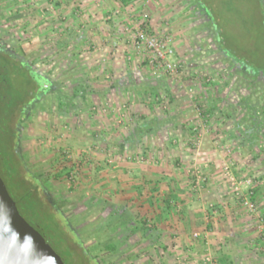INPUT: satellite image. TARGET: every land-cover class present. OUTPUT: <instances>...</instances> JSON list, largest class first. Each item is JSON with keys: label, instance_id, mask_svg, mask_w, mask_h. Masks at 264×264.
<instances>
[{"label": "rangeland", "instance_id": "1", "mask_svg": "<svg viewBox=\"0 0 264 264\" xmlns=\"http://www.w3.org/2000/svg\"><path fill=\"white\" fill-rule=\"evenodd\" d=\"M178 1L193 9L189 23L197 25L196 30H200L201 38H193V49L198 48L200 55L185 66L179 78L158 77L166 88H157L166 99L162 104L156 102V111L146 114L138 93L145 88L138 87L136 73L149 75L150 80L154 79L152 73L147 71L146 75L147 69L143 66L138 71L129 70L131 81L129 86H124L117 81L119 77H115L108 64L117 58L119 63H123V52L118 46L127 43L129 37L125 30L128 23L118 24L117 18L122 11L117 14V9L109 10L113 2L118 4V0H0L3 30L10 32L3 34V39L11 38L28 65L50 80L55 89L31 106L25 98L27 83L18 75L12 74L9 78L8 95L13 96L16 102L25 98L22 106L28 112L27 116L21 115L15 121L16 136L10 138L11 143L7 137H3V141L8 144L5 145L7 152L19 154L17 149H20L24 155L28 167L26 180L30 185L39 175L43 176L36 189L42 205L34 196L23 198L24 190L18 189L16 183L7 182L6 186L12 199L18 202L23 218L45 238L64 264H203L202 259L207 253L215 264L218 263L216 252L219 249H216L222 246L219 243L210 245L209 250L201 242L188 246L193 254L190 253L183 262L177 258L184 255V247L175 248L169 244L163 235L168 231L166 227H160L162 235L156 229V223L151 234L130 231L125 220L139 229L143 221L135 207L129 204V197L112 189L111 185L113 171L128 163L142 165L153 160L149 155L136 153L144 146L138 144L143 137L138 136L136 129L151 124L152 118L169 120L172 106L169 107L167 82L175 84V81V90L181 94V102L175 106H192L193 113L175 118L178 120L176 125L182 129L177 128L173 135L183 134L185 137L186 134L193 139V131L189 130H192V122H199L196 108L204 112L205 108L217 106L215 114L209 118L211 131L205 136L203 133V138L213 142L223 160L226 159L224 163L230 159L237 164V176L253 177L240 171L236 154L241 152L244 160L253 164L254 153L235 147L229 137L233 123L226 116L230 113L239 116L242 113L240 104L248 97L254 103L264 104V77L252 82L250 76L264 73V0ZM130 8L134 10V17L129 19V23L142 15L136 4L132 3ZM131 57L142 64L139 55L134 53ZM132 59L127 60L126 57L128 66L124 64L125 67L133 68L129 65ZM174 59H177L176 55ZM118 68L117 76H123L124 67ZM187 74L191 77H185ZM191 78L194 79L193 84L185 82ZM150 82L149 86L154 84L153 80ZM81 86L86 88V93L74 97L76 109L60 113V101L73 97L74 89ZM199 90L210 91V105L201 103L197 96ZM191 95L192 102L189 99ZM186 98L188 104L184 103ZM145 110L148 111L147 108ZM155 126L151 136L158 132V126ZM170 126H163L165 129L160 130L161 136L165 132L171 133L168 131ZM0 132H3V125H0ZM237 138L241 139L238 133ZM123 141L129 149L121 148ZM226 149L231 151L228 157H225ZM261 155L264 156V152ZM3 158L6 159L5 156ZM196 170L199 169L194 168L191 172ZM65 172L69 173L68 176ZM232 202L242 209L233 194ZM127 207V218L113 222L112 218H118V214ZM234 217L231 216L232 220L238 221ZM249 222L252 224L246 225L243 244L239 246L241 250L231 239L228 247L225 245L228 248L225 251L230 250L233 264H264V229L261 230L253 221ZM150 225L153 226L148 222L147 228L152 229ZM114 226L121 229L115 235L109 234ZM228 226L226 230L236 228V225Z\"/></svg>", "mask_w": 264, "mask_h": 264}, {"label": "crops", "instance_id": "2", "mask_svg": "<svg viewBox=\"0 0 264 264\" xmlns=\"http://www.w3.org/2000/svg\"><path fill=\"white\" fill-rule=\"evenodd\" d=\"M117 3L116 5L113 2L109 10H121L122 15L117 18L119 21L118 24L123 26L124 23H128L129 25V19L134 17V14H132L134 10L130 8L132 4L123 6L119 1ZM133 4H136V9H138L140 14H147L150 17L152 32L156 34L168 33L172 35L174 39L175 55L178 60H183L187 64L197 60L195 58L200 55V51H197L198 48L193 49L195 46L193 45V38L200 37V30H196L197 25L194 26L189 23L192 19V8L178 0H138ZM103 13L105 12L103 11ZM117 26L118 25H116V27ZM192 28L195 29L191 30ZM118 48L119 51L123 52V63H119L117 61L118 58L112 61L111 64L108 63L113 73L115 72V77L120 78H118V82L120 81L124 86H129L131 81L128 76L130 73L129 70L134 69L138 71L139 67L142 66V68L147 69L145 71L147 75V71L150 70L146 65L138 64L136 59H132V57L131 59L133 61L131 64L129 63V65H133V68L125 67V65H127L125 60L126 57L127 60H129L128 57L135 53L129 40H127V43L120 44ZM121 66L124 67L125 74H123V76H117V68ZM136 76H138V87L145 88V90L138 92L143 106V113L147 112L146 114H152L153 111H156L155 99L162 96L154 97L150 89L157 86H164L162 83L163 80L156 77L150 80V78H148L149 75L143 76L139 72L136 73ZM188 76H190V74L185 75V77ZM152 80L155 86H153V83L149 86ZM193 80L194 79L191 78V80L187 79L185 82H191L193 84ZM175 82V84L167 82L170 91L169 107L172 106L169 112V120L152 118L153 120H151V123H153L154 126H158V132L154 136L143 137L138 143L139 146L141 144H144V146L141 145L142 148H139L136 153L149 155L153 160L147 161L148 163L142 165H131L128 163L118 170L113 171L111 178L112 189L116 191L120 190L122 195L129 197V204L135 207L140 219L147 220V223H152L153 226L150 225L149 227H151L153 231H155L154 223L157 224L156 229H158L159 234H161L160 227L163 229L166 227L168 231L163 234L164 237L169 240L168 242L171 246L174 245L175 248L184 247L183 253H186L187 250L191 251L187 247L197 242H201L203 246L206 245L208 250L210 249V245L215 246V243H219V245L222 246L216 249H219V251L216 252L218 258L220 259L223 256L231 257L230 250L228 252L225 251L228 249L227 247L230 239L231 241L237 242L236 246L241 250L239 246L243 244L242 236H244V231L247 228L246 225H251L252 223H250V220L247 218L241 217V214L238 215L239 212L243 210L233 204L232 194H229L230 190L221 172V166L226 159L223 160L216 147H214L213 142L208 139H203L199 148H196L193 144V139L188 135L185 134V137L183 134L173 135L172 132L176 131L177 128L178 130L182 129L181 126H177L178 120L175 121V118L185 113V115L193 113L192 106H175L179 105L181 102V94L179 95V93L176 92L177 81ZM164 87L166 88V86ZM201 87H203L202 84ZM204 88H206V86ZM199 92L197 96L199 95L198 97L201 99V103L203 102L206 105H210V101L212 100V96H208L211 94L210 91L203 92L199 90ZM160 94L162 95V92H160ZM189 97L191 100L193 95ZM187 99L188 98H186L184 102L186 104L189 102ZM148 101H151V103ZM173 106L176 108H173ZM145 108H147L148 111H146ZM210 108L211 107H208V109L205 108V110H209ZM219 110L221 111L222 108H219ZM213 113L214 110L212 109L210 114ZM160 120L162 121L160 122ZM170 124L171 126L168 131H171V133L166 134L165 132V134L161 136L160 130L165 129L163 127L164 125L169 127ZM192 124L193 122L191 125ZM217 125L221 127L220 124ZM187 126L189 125L187 124ZM216 130L220 131V128ZM230 130H232V132H230L229 137L232 138L235 147H238V149L242 151L240 139L237 138V133L234 134L233 132L235 129L232 127ZM189 131L192 130L190 129ZM121 143L123 144H121V147L123 146L124 150H127L128 146L124 144L125 142L123 141ZM263 152L264 149L263 151H258L259 154H256L257 152L253 154V164L248 163L247 159L244 160L241 152L236 154L239 156L237 158H239L238 168L240 171H242V173L245 171L244 173L246 174L250 173L255 178V202L261 213L263 212L262 214H264V156H260V154ZM254 161L255 164L259 166L255 165ZM247 167H249L250 171H247ZM194 168L199 169L207 176V182L202 184L198 190L194 187V177L191 172ZM131 206L129 207L130 209ZM129 208H125L123 212L128 213ZM234 215V218L238 221L232 220L231 216ZM164 220H166V223ZM228 224H230V226L236 225V228L233 229L230 227V229L226 230V228L229 227ZM195 233L202 236L200 240L193 239L192 236ZM205 239L208 241L205 242ZM191 253L193 254V251H191Z\"/></svg>", "mask_w": 264, "mask_h": 264}, {"label": "trees", "instance_id": "3", "mask_svg": "<svg viewBox=\"0 0 264 264\" xmlns=\"http://www.w3.org/2000/svg\"><path fill=\"white\" fill-rule=\"evenodd\" d=\"M123 6H128L138 0H118ZM237 65V64H236ZM240 69H243L241 67H238ZM246 73H249L247 70H245ZM250 74V73H249ZM252 82H255L257 78L264 77V73L260 74H250ZM34 80H40L43 81L44 84L42 86L41 91L46 93H52L54 92V84L50 81H46L45 79H42L38 74L33 73L32 75ZM86 88L84 89L81 87H76L74 89V95L71 98H68L67 101H60L59 104V112L62 113L66 110H75L76 106L74 105V97L79 96L82 92L86 93ZM150 91L153 93L154 97H160V90L159 88L155 87L150 89ZM83 93V94H84ZM165 93L168 94V90L165 91ZM83 96V95H82ZM262 97L264 98V93L262 94ZM25 98L20 102L18 100L17 102L15 100H7L1 110L0 114V125H3V132H0V176L3 179L5 185L8 183L14 182L17 184V188L20 190H24L22 193V197H35L36 201L39 205H42L41 201L38 199L36 194V189L39 187V183L41 179H43L42 175H39L37 178H35L34 183L30 185L28 181L26 180V171L28 169L27 162L24 159V155L21 153L20 149H17L19 151V154H15L13 151L12 153L7 152V147L5 145H8L6 142L3 141V137H7V141L10 142V138L13 139V137L16 136V129H15V121L16 118L19 117L21 113V109L24 107L22 106ZM86 101V100H85ZM21 103V104H20ZM242 106V113L239 114V116H234L232 113L227 114L226 119L232 120L233 128L237 131L238 136H241L240 139V145L247 149L251 153H255L258 151H263L264 149V104L261 103H254L252 101L251 97H248L240 104ZM239 105V106H240ZM240 106V107H241ZM212 109L215 111V109H218L217 106L211 107L209 110L205 111V115H211ZM27 112L25 111L23 116H27ZM238 117V118H237ZM153 126L154 124H145L138 126L136 129V132L138 133V136L140 137H146L151 136L153 134ZM2 133V135H1ZM19 133V132H17ZM11 143V142H10ZM12 146V145H11ZM124 149V147H121ZM3 156L6 157L3 158ZM23 157V158H20ZM69 172V171H68ZM68 172H65V174L68 176ZM48 188V186H46ZM256 196V189L254 190V196L253 200L255 201ZM14 200V199H13ZM16 205L19 210L18 202H16ZM42 207V206H41ZM20 212V211H19ZM21 214V212H20ZM111 217H113V214H110ZM118 218H112L113 222H117L120 219L123 221L127 218V212L119 213ZM115 219V220H114ZM143 224L142 227L136 228L133 226V224H130L125 220V226L129 228L130 231H145L151 234L153 231L152 229L147 228V220H142ZM124 226V225H123ZM114 229L109 231V234H116L117 230L121 229V227H113ZM111 252H115L111 251ZM230 256H223L218 260L217 264H233L230 260Z\"/></svg>", "mask_w": 264, "mask_h": 264}, {"label": "built area", "instance_id": "4", "mask_svg": "<svg viewBox=\"0 0 264 264\" xmlns=\"http://www.w3.org/2000/svg\"><path fill=\"white\" fill-rule=\"evenodd\" d=\"M116 13L119 14V11H116ZM125 30L129 35L128 40L134 49V52L136 55L140 56L141 63L146 65L154 77L158 78L166 76L171 80L179 78L187 63L183 60L174 59L175 50L172 35L168 33L156 34L152 32L150 27V17L147 14H142L138 19L133 21L131 20ZM128 59L131 60V56H129ZM165 99L166 97H160L156 98L155 101L158 104H162ZM196 112V119L201 122H196V124L193 123L192 125V131L194 134L193 144L196 148H199L204 139L203 133L204 136L208 135L211 131V125L209 122L210 115H205V111L203 112V110L199 108H196ZM226 150L225 157H228L231 154V151L229 149ZM236 169L237 164L228 159L221 166L222 176L234 198L242 207L243 212L240 216L253 221L261 230H263L264 216L262 215L257 203L253 200L255 180L253 177L237 176V172H235ZM192 174L194 177V187L198 190L202 184L207 182V176L199 170L192 172ZM192 237L194 240H200L202 236L195 233ZM190 253L191 252L187 250L182 258L177 259H182L183 262H185ZM202 261L203 264L216 263L212 256L208 253L205 254Z\"/></svg>", "mask_w": 264, "mask_h": 264}, {"label": "water", "instance_id": "5", "mask_svg": "<svg viewBox=\"0 0 264 264\" xmlns=\"http://www.w3.org/2000/svg\"><path fill=\"white\" fill-rule=\"evenodd\" d=\"M0 264H64L20 214L0 176Z\"/></svg>", "mask_w": 264, "mask_h": 264}, {"label": "flooded vegetation", "instance_id": "6", "mask_svg": "<svg viewBox=\"0 0 264 264\" xmlns=\"http://www.w3.org/2000/svg\"><path fill=\"white\" fill-rule=\"evenodd\" d=\"M1 15V7H0ZM9 31L3 30V26L0 20V114L4 103L9 99L12 100L13 96L8 95L9 90V78L14 75H18L27 83L26 100H28L32 106L34 102L38 101L46 92L41 91L44 84L43 81L34 80L32 75L36 73L32 67L28 65V62L23 58L21 53L17 51V47L13 45L11 38L3 39V34H8ZM42 79L49 81L46 77L38 74ZM50 82V81H49ZM24 103V102H23ZM30 108V107H29ZM27 111V108H22L19 116L23 115ZM19 120V117L16 118Z\"/></svg>", "mask_w": 264, "mask_h": 264}]
</instances>
